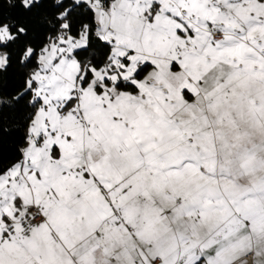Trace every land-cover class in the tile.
Returning a JSON list of instances; mask_svg holds the SVG:
<instances>
[{"label": "snow or ice", "instance_id": "6c2138e0", "mask_svg": "<svg viewBox=\"0 0 264 264\" xmlns=\"http://www.w3.org/2000/svg\"><path fill=\"white\" fill-rule=\"evenodd\" d=\"M0 264H264V0H0Z\"/></svg>", "mask_w": 264, "mask_h": 264}]
</instances>
